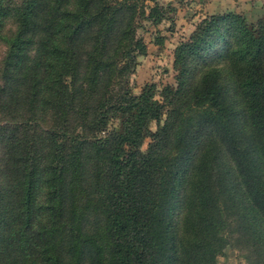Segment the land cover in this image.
Wrapping results in <instances>:
<instances>
[{"label":"trees","instance_id":"obj_1","mask_svg":"<svg viewBox=\"0 0 264 264\" xmlns=\"http://www.w3.org/2000/svg\"><path fill=\"white\" fill-rule=\"evenodd\" d=\"M144 1L0 0V264H216L240 211L264 260V18L207 14L135 94Z\"/></svg>","mask_w":264,"mask_h":264},{"label":"rangeland","instance_id":"obj_2","mask_svg":"<svg viewBox=\"0 0 264 264\" xmlns=\"http://www.w3.org/2000/svg\"><path fill=\"white\" fill-rule=\"evenodd\" d=\"M15 1L18 2L20 0ZM155 2L162 16L157 23H153L151 21L153 18L150 19L148 17L149 9L146 7L152 6ZM208 2L210 0H155L154 2L146 0L137 5L135 34L144 42L145 51L137 56L136 65L129 78V85L135 94H138L143 86L148 83L156 84L158 89H161L166 84L175 86V48L188 38L196 24L207 15V11H205L207 7L205 5ZM221 2L223 3L222 0L219 1L220 4ZM236 2H239V0H228L227 5L230 7L235 6V8L240 7L239 3L235 4ZM228 11L234 12L235 10L227 9L225 12ZM235 12L242 14L248 22L264 18L262 16L250 20L241 11ZM13 28V23L8 21L5 23L4 32ZM6 51L7 44L5 39L1 38L0 67ZM193 80L195 79L190 80L187 84L190 85L193 83L194 85L196 82H193ZM158 123L156 120L150 121L148 124L149 129L151 131L156 130ZM214 139L215 143H219L216 137ZM148 142L149 138L143 141V150L146 149ZM218 146L220 145L218 144ZM211 154H213V151ZM224 156L225 152L221 150V160L227 163ZM228 164L226 169L230 167V163ZM184 210L183 206H179L174 215L173 223L179 234L182 233L181 227ZM243 215L244 213L240 211V214L232 222L230 232L227 233L228 244L215 257L216 264H261V261H264L262 260V255H259L257 252L256 244L251 241L250 231L243 226V223H245V217Z\"/></svg>","mask_w":264,"mask_h":264},{"label":"crops","instance_id":"obj_3","mask_svg":"<svg viewBox=\"0 0 264 264\" xmlns=\"http://www.w3.org/2000/svg\"><path fill=\"white\" fill-rule=\"evenodd\" d=\"M220 0H210L205 7L207 14L214 12H222L227 9H233L235 11H241L248 19L252 20L264 16V0H239L235 4H240V7L228 6V0H222L223 3H219ZM238 1V0H237Z\"/></svg>","mask_w":264,"mask_h":264}]
</instances>
